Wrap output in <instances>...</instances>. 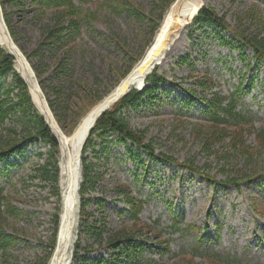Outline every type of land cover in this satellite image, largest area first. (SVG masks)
Here are the masks:
<instances>
[{
  "label": "rangeland",
  "instance_id": "rangeland-1",
  "mask_svg": "<svg viewBox=\"0 0 264 264\" xmlns=\"http://www.w3.org/2000/svg\"><path fill=\"white\" fill-rule=\"evenodd\" d=\"M129 1L143 12V17L127 0H75L80 9L78 28L69 29L60 41L49 42L45 36L51 11L42 10L34 0L6 2L1 7L13 41L32 68L37 86L65 134L69 135L74 130L70 127L77 126L141 59L169 7L164 6L168 0ZM201 1L231 27L240 26L246 33L264 30V0ZM248 10L252 11V22L246 19ZM86 12L93 13L94 19L85 18ZM190 26L192 22L184 29L176 49L158 65L168 83L159 86L152 100L143 99L138 108L127 113L130 127L153 148L154 156L137 147L131 156L126 147L132 143L119 142L115 134L109 138L113 142L108 160L101 153L95 159L91 150L83 153L104 175L94 191L86 193L90 198L86 211L92 214L89 222L104 217L111 230L137 229L141 225L137 237L146 246L140 253V264H182V258L192 251L197 252V264H217L205 255L201 257L207 252L231 255L245 264H264V145L256 138L257 131L264 130V61L257 67L252 62V50L233 40L228 30ZM2 49L9 52L0 44ZM185 55L188 57L181 60ZM14 61L13 70L21 74L16 58ZM12 74L5 72L0 86L11 82ZM205 74L215 82L211 91L239 96L237 109L251 116L244 135L251 155L226 151L225 141L207 144L202 139L205 130L199 128L200 124H208L201 119L205 104L199 101L189 105L187 91L200 94L199 82ZM80 82L87 91L83 92ZM52 86L56 90L49 92ZM47 93L52 100L60 98L54 109L48 104ZM49 150L44 143L30 144L21 155L0 162V186L17 208V215L9 217L5 227L15 242L6 254L0 250V264H48L50 260L49 245L57 233L54 220L56 213L60 219L61 201L56 187L31 177ZM99 150L96 147L95 151ZM56 156L60 170L61 154ZM185 162L220 181L245 173L255 176L243 182L240 190L226 184L215 187L207 178L182 168ZM80 174L82 181V153ZM117 184L127 187L120 193L115 191ZM126 196L144 201L137 222L130 216ZM80 207L81 200L74 245L78 239L82 244L91 241L88 235L79 233ZM109 253L107 248L97 250L88 256L86 264H94L97 255L107 259Z\"/></svg>",
  "mask_w": 264,
  "mask_h": 264
},
{
  "label": "trees",
  "instance_id": "trees-1",
  "mask_svg": "<svg viewBox=\"0 0 264 264\" xmlns=\"http://www.w3.org/2000/svg\"><path fill=\"white\" fill-rule=\"evenodd\" d=\"M128 5L134 10L138 16H144L143 12L129 0ZM174 0H168L164 6H169ZM6 2L19 3L20 0H0V5L3 8ZM42 10H49L52 14V19L47 25V32L45 40L60 41L65 36L69 29L76 30L79 23L80 9L76 5L75 0H34ZM250 12L245 14L248 22L250 19ZM85 18L94 19L93 13L86 12L83 14ZM192 26H206L219 29L220 31L228 30L232 33L233 40H239L243 46H247L252 50V62L258 66L264 61V30L260 32L246 33L240 26L231 27L223 18L219 17L214 8L210 6L200 5L198 10L192 15ZM250 24V23H249ZM6 25L9 26L6 21ZM251 25V24H250ZM190 26V27H192ZM188 27V29L190 28ZM188 55L181 57L185 60ZM15 58L9 54L5 49L0 50V81L5 72L12 71V81L0 86V162L13 155H21L27 145L44 143L49 146L50 150L45 155L46 158L42 163H37L34 168V174L31 177L38 178L40 182L49 183L57 188L56 195L59 197V159L57 154H60V144L57 137L53 134L48 126L45 118L37 110L30 95L28 86L22 76L13 70ZM251 65V64H249ZM130 69L127 70L129 73ZM126 72V73H127ZM127 73V74H128ZM145 85L142 90L135 88L123 95L117 102H115L107 111L102 113L96 120L94 126L90 130L88 138L82 150V181L80 182V200L81 207L79 212V228L80 234L88 235L91 241L77 240L74 245L72 253L73 264H86L88 256L95 251L107 248L110 253L106 259L102 255H97L94 264H140V253L142 248L146 246L143 239L137 237V229L120 228L111 230L108 228L105 218H98L93 222H89L92 214L86 211L87 205L90 203V198L86 196L87 191H94L100 181L103 179V172L98 170L97 164L88 162L83 153L91 150L95 159H99V153L106 155V160L109 159V146L113 140L109 138L111 134L118 137L119 142L128 143L132 145L126 147L128 153L134 155V148L147 150L149 156L153 157V148L149 144H145L141 134H138L129 125L127 113L129 109L138 108L143 99L152 100L153 95L159 90L161 84L168 83V79L163 73L158 71V66H155L153 71L145 78ZM83 86V92L87 91V86ZM201 86L200 94L196 91L188 90L189 105L196 102H203L205 108L201 119L207 121V125L200 124V129L204 128L203 140L209 143H222L225 141L227 145L226 151L233 150L236 153L240 152L245 155H251L252 148L246 145L244 135L246 133V126L251 123V116H247L241 109H237L239 96L234 95L228 97L220 91L214 90L215 82L211 76L207 74L199 82ZM3 86V87H2ZM55 86H52L49 92L55 91ZM48 92V93H49ZM90 93V90L88 91ZM47 93V97L49 94ZM237 93V91H235ZM198 95V96H195ZM49 98V97H48ZM50 99V98H49ZM48 99L50 108H55L59 102V96ZM97 99H95L96 101ZM59 120V118H58ZM206 126V127H204ZM76 125L70 127L73 130ZM252 128V127H251ZM250 128V131L253 129ZM207 129V130H206ZM73 131H70L71 134ZM256 138L259 143L264 145V130H258ZM97 141H101L97 143ZM227 141V142H226ZM100 147L99 151H95L96 147ZM42 156V152L38 154ZM139 155V153H135ZM168 160L177 162L174 158L166 157ZM181 167L190 172L197 173L200 176L207 178L212 184L234 186L240 190L241 184L250 180L255 174H240L237 177L226 176L224 181L217 180L214 176L205 174L202 169L190 162L181 164ZM257 175V174H256ZM256 177L257 178H260ZM127 187L125 184H117L115 191L122 192ZM126 203L131 207L130 216L135 222L139 221V213L141 205L144 201L137 198H128L126 196ZM98 203L101 201L98 199ZM17 215L16 206L9 201L8 195L5 194L4 188L0 186V250L6 254L7 250L15 242V237L7 232L6 224L9 217ZM55 230H58L59 216L55 214ZM56 232H54L53 239L49 245V257L55 247ZM94 244H96L94 246ZM167 249V248H166ZM196 251H192L189 257L182 258V264H197L195 262ZM206 256L208 260L220 264H245L241 260L231 255L221 256L213 252L201 253ZM48 257V258H49ZM149 264V263H148ZM150 264H155L150 262ZM163 264V263H160Z\"/></svg>",
  "mask_w": 264,
  "mask_h": 264
},
{
  "label": "bare ground",
  "instance_id": "bare-ground-1",
  "mask_svg": "<svg viewBox=\"0 0 264 264\" xmlns=\"http://www.w3.org/2000/svg\"><path fill=\"white\" fill-rule=\"evenodd\" d=\"M202 4L201 0H174L165 12L152 42L141 59L132 67L121 82L108 93L98 104L90 109L78 122L71 134H65L49 110L39 87L37 86L32 68L24 55L8 33V29L0 12V44L15 55L16 66L25 77L33 100L40 112L47 119L50 127L60 141V187L61 214L56 234L55 247L52 250L48 264H70L74 245V227L79 207V157L84 147L90 128L106 102L117 97V91L141 85L148 72L157 64L155 60L161 57L160 65L165 57L176 49L184 34V29L190 22L191 16Z\"/></svg>",
  "mask_w": 264,
  "mask_h": 264
},
{
  "label": "water",
  "instance_id": "water-1",
  "mask_svg": "<svg viewBox=\"0 0 264 264\" xmlns=\"http://www.w3.org/2000/svg\"><path fill=\"white\" fill-rule=\"evenodd\" d=\"M1 12V11H0ZM12 54V53H11ZM160 60H161V57H158L156 60H155V63L156 64H159L160 63ZM152 70V69H151ZM151 70L148 72V74L151 72ZM144 86V82H143V80H142V82H141V85H137V86H134V88H137V89H141L142 87ZM132 87H127L126 89H124V91L122 90H118L117 92V97H115L112 101H108V102H106L105 103V105L102 107V109L100 110V113L98 114V116L99 115H101L102 113H104L106 110H108V108L112 105V104H114L121 96H123L124 94H126L130 89H131ZM47 104V103H46ZM98 116L96 117V119L98 118ZM96 119H95V121H96ZM46 121H47V119H46ZM95 121H94V123H95ZM47 123H48V121H47ZM48 125H49V123H48ZM94 125V124H93ZM93 125H92V127H93ZM50 126V125H49ZM91 127V128H92ZM90 128V129H91ZM87 138V137H86ZM83 148V147H82ZM82 150V149H81ZM79 161H80V157H79ZM80 176H81V174H80ZM79 189V188H78Z\"/></svg>",
  "mask_w": 264,
  "mask_h": 264
}]
</instances>
